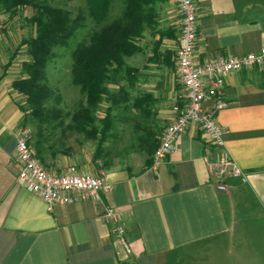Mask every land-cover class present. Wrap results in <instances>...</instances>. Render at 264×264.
Segmentation results:
<instances>
[{"label": "crops", "instance_id": "obj_1", "mask_svg": "<svg viewBox=\"0 0 264 264\" xmlns=\"http://www.w3.org/2000/svg\"><path fill=\"white\" fill-rule=\"evenodd\" d=\"M192 1L198 12L197 63L261 49L264 0ZM157 22L163 34L158 49L159 34L146 32L138 43L141 52L127 64L139 70L132 93L149 94L167 126L183 94L174 59L181 17L171 0L158 5ZM1 89L0 174L9 163L15 176L9 183L0 177V264H264V65L226 78V107L216 115L226 150L248 174L245 184L229 181L227 191L216 189L208 172L214 150L191 127L156 168L152 155L134 154L124 165L99 171L91 142L70 157L49 159L41 165L50 173L74 165L103 174L109 185L91 199L51 209L17 185L20 116L13 94L4 96ZM105 207L120 210L129 253L101 219Z\"/></svg>", "mask_w": 264, "mask_h": 264}, {"label": "trees", "instance_id": "obj_2", "mask_svg": "<svg viewBox=\"0 0 264 264\" xmlns=\"http://www.w3.org/2000/svg\"><path fill=\"white\" fill-rule=\"evenodd\" d=\"M49 1L0 0V15H6L7 20L15 18L21 9L34 11L28 20L33 35L19 43L27 60L21 63L11 90L25 99L21 126L30 127L28 144L36 160L45 165L57 156L70 157L83 142L94 143L91 161L99 171L114 167L116 157L123 160L130 154L153 155L165 128L163 131L152 128L154 102L149 94L130 97L139 70L127 61L141 52L138 43L146 32L159 34V42L154 46V50L158 49L163 38L157 31L158 5L167 0H80L95 29L87 44H77L70 50V80L81 99L67 113L58 107L59 97L54 105H49L54 91L48 84L46 70L58 58L60 48L69 49L70 40L85 18L78 16L71 20L67 11ZM121 82L126 87L114 93L110 87ZM102 103L107 107L99 117L97 111ZM119 108L134 116L131 119L134 133L129 147L114 153L107 145L117 139L116 119L121 116L124 120V112L114 114Z\"/></svg>", "mask_w": 264, "mask_h": 264}, {"label": "built area", "instance_id": "obj_3", "mask_svg": "<svg viewBox=\"0 0 264 264\" xmlns=\"http://www.w3.org/2000/svg\"><path fill=\"white\" fill-rule=\"evenodd\" d=\"M181 17L179 45L175 51L176 81L182 88V100L172 106L173 119L165 127L159 146L152 155L156 168L174 150L177 139L191 127L200 130L208 146L214 150V161L208 163L209 180L218 191H227L229 181L247 182L242 170L226 150L222 129L216 115L226 107L224 86L226 78L236 72L264 65V44L257 53L244 56L217 57L197 63L194 51L198 41V12L192 0H171ZM15 159L17 185L31 192L51 209L54 205L74 203L95 197L109 190L103 174L92 175L72 165L61 174L48 172L33 155L28 144L29 130L16 134ZM208 150L206 154H208ZM101 219L109 225L110 234L126 251L125 227L119 209L105 207Z\"/></svg>", "mask_w": 264, "mask_h": 264}, {"label": "rangeland", "instance_id": "obj_4", "mask_svg": "<svg viewBox=\"0 0 264 264\" xmlns=\"http://www.w3.org/2000/svg\"><path fill=\"white\" fill-rule=\"evenodd\" d=\"M49 3L55 7L67 11L70 15L71 20H75L78 16H82L85 18V20L81 23V26L78 28V30L70 40L69 49L60 48L57 51L58 58L54 61V63L50 64L46 70L48 84L54 91V97L49 101V105H54L56 103V98L59 97L60 104L58 107L65 113H67L73 111L74 107L81 99L78 88L74 87L71 84L70 80V50L73 49V47H75L77 44H87L95 29V25H93L87 18L86 7L80 0H50ZM167 7L168 5L166 4L161 6L162 11H166L168 9ZM116 10L117 8L114 9V12H116ZM172 11L175 10L172 9ZM33 14V9L24 8L21 9L18 15L12 20H7V16L4 14L0 15V87L2 88V92L5 91L3 94L4 96L8 93L13 94L11 97L12 102L18 108V115L20 116V120L18 122L16 132L19 129H30L29 126L27 128H23L21 126V122L24 117V113L22 112L21 107H26L24 103L25 99L22 96H19L11 91L10 82L15 80L19 76L21 63L27 60L24 48H19V43L21 42V40L33 35V28L28 23V20L33 16ZM120 87H126V84L124 82H121L118 85L111 86L110 89L117 94ZM129 95L133 98L137 94L130 91ZM123 105L124 104H121V106ZM106 107V103H102L100 105L97 111V115L99 117L103 116ZM158 108L159 107L157 105H153L152 107L154 113V121L151 124L154 130H156V128H159L163 131L166 126V122L164 119L159 117ZM121 112H124L122 117H124L125 121L123 120V118H121V116H119V119H116L115 121L117 129V139L114 140V142L110 140L108 142V145L106 144L109 149H114V153L122 152L125 148L129 147L134 133V123L131 120L134 118V116L132 114H128V112L123 111L122 108L114 111V114L119 115ZM136 120L138 122L143 121H141L140 118H136ZM92 146L94 148V143H92ZM132 155L134 154H130L128 157H126V159L123 160H120L116 157L114 166L118 164H126L128 162V158ZM7 166L9 168L6 171V174L3 175V173L1 172L0 177H2L3 179L5 177L6 181L9 183L14 179L15 170H13V166L12 168H10L9 163H7Z\"/></svg>", "mask_w": 264, "mask_h": 264}]
</instances>
